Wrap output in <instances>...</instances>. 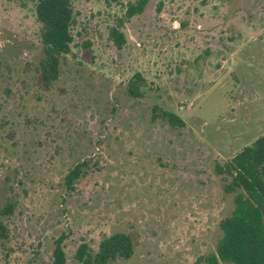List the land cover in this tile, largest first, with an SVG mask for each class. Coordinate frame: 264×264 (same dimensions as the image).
I'll list each match as a JSON object with an SVG mask.
<instances>
[{"label":"rangeland","instance_id":"1","mask_svg":"<svg viewBox=\"0 0 264 264\" xmlns=\"http://www.w3.org/2000/svg\"><path fill=\"white\" fill-rule=\"evenodd\" d=\"M36 1L0 0V264H51L60 236L79 264L80 244L114 233L133 254L109 264H195L233 209L215 166L264 134V0H148L121 49L108 30L135 0H70L72 43L47 89Z\"/></svg>","mask_w":264,"mask_h":264},{"label":"trees","instance_id":"2","mask_svg":"<svg viewBox=\"0 0 264 264\" xmlns=\"http://www.w3.org/2000/svg\"><path fill=\"white\" fill-rule=\"evenodd\" d=\"M117 2L118 0H108ZM148 0L127 3L121 18L108 30L109 39L121 49L125 38L120 29L123 23L140 15ZM158 9V8H157ZM159 10V9H158ZM35 18L40 25V49L42 57L38 71L44 88L58 78L61 57L69 53L72 43L71 26L73 12L70 0H37ZM141 78L135 75L126 86V93L132 98L141 97ZM162 117L168 123L181 126V120L169 111ZM84 163L75 165L64 178L65 185L71 187L82 173ZM221 177L226 194L233 193V209L220 220V238L214 251L198 258L195 264H264V134L240 149L223 165L215 166ZM11 206L5 204L3 213H9ZM7 238V231L0 223V240ZM64 236L54 241L51 264H65L62 246ZM133 254L131 238L125 233H114L104 237L96 251L87 244H80L74 253L79 264H109L116 259H128Z\"/></svg>","mask_w":264,"mask_h":264}]
</instances>
